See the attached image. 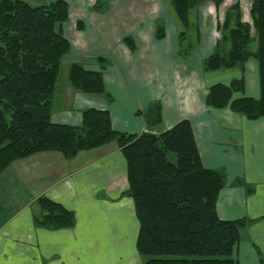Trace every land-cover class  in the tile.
Wrapping results in <instances>:
<instances>
[{
    "label": "crops",
    "instance_id": "crops-1",
    "mask_svg": "<svg viewBox=\"0 0 264 264\" xmlns=\"http://www.w3.org/2000/svg\"><path fill=\"white\" fill-rule=\"evenodd\" d=\"M64 1L69 7L67 23H71L69 32L63 31L70 44L68 66L77 63L99 71L98 58H102L107 96L76 93L63 76L51 121L78 126L82 111L106 110L114 130L140 134L148 130L144 112L155 104L160 105L161 121L155 131L149 129L153 133L189 121L203 167L222 170L227 176L217 198V216L250 221L233 258L237 264H259L264 257V118L250 121L229 108L205 106L210 86L228 85L241 77L243 95L259 96L254 59L242 71H203L202 62L217 40L213 19L220 8L205 3L191 16L198 40L191 55L183 58L179 55V25L172 10L167 13V0L164 11L147 0H110L111 4L108 1L105 8L96 10V0ZM113 12L116 23L107 16ZM157 23L164 26L162 40L154 37ZM126 37L133 40V50L123 42ZM58 155L35 154L0 174V264H140L136 251L139 226L131 199L123 195L126 164L117 147L110 144L83 152L70 161ZM235 179L245 186H234ZM40 197L71 211L74 226L54 232L37 228L33 213Z\"/></svg>",
    "mask_w": 264,
    "mask_h": 264
},
{
    "label": "trees",
    "instance_id": "trees-1",
    "mask_svg": "<svg viewBox=\"0 0 264 264\" xmlns=\"http://www.w3.org/2000/svg\"><path fill=\"white\" fill-rule=\"evenodd\" d=\"M231 1L222 22H217L219 38L202 68L205 73L242 71L245 63L254 59L259 96L243 95L241 77L228 85L210 86L205 106L229 108L254 121L264 118V0H249L248 22L243 21L239 0ZM167 2L179 25V55L186 58L198 40L191 15L205 3L218 10L225 0ZM101 8L96 0L93 9ZM68 18L64 0H0V174L12 163L35 154L57 153L70 161L80 153L114 144L126 164L127 190L123 195L131 199L139 226L136 251L140 264H237L234 249L240 244V230L250 221H226L217 216L216 202L227 176L222 170L203 167L189 121L153 133L149 129L161 121L159 104L154 105L156 112L149 119L153 121L146 122L148 130L140 134L114 130L106 110L82 111L78 126L51 121L62 60L70 54L62 30ZM189 32L194 33L193 44ZM154 37H165L163 25L156 24ZM253 41L255 51L250 50ZM123 42L134 49L130 37ZM98 62L99 71L70 64L63 75L67 85L76 93L106 97L105 64L102 58ZM232 184L245 186L239 179ZM35 206L33 223L37 228L54 232L74 226L73 213L62 205L40 197ZM259 264H264V257Z\"/></svg>",
    "mask_w": 264,
    "mask_h": 264
},
{
    "label": "rangeland",
    "instance_id": "rangeland-1",
    "mask_svg": "<svg viewBox=\"0 0 264 264\" xmlns=\"http://www.w3.org/2000/svg\"><path fill=\"white\" fill-rule=\"evenodd\" d=\"M27 1H29V2H31V3H33V1L32 0H27ZM49 1V0H48ZM50 1H52V0H50ZM108 1H109V3H110V0H100V3H101V6L103 7V8H105L106 7V5L108 4ZM113 1H118V0H113ZM47 2V1H46ZM151 2H154V6L156 7V9L157 10H160L159 8H161V7H163V10L162 11H164V7H165V3H166V0H147V3H151ZM239 2H240V7H241V11H242V14H243V21H246V22H248L250 19H249V8H250V1L249 0H239ZM111 4V3H110ZM233 4V2L231 1V0H225V2L222 4V6L220 7V13L218 14L217 12H215V16H214V19H213V22H214V26L215 25H217V22H222V20H223V15H224V9H227L228 7H230L231 5ZM113 5H115V3H113ZM118 6H119V4H118ZM120 6H121V3H120ZM213 6V5H212ZM168 7V10H167V13L169 12V11H171L172 10V8L171 7H169V6H167ZM166 7V8H167ZM172 13H173V11H172ZM107 16H110V19H113L111 22H114V23H116V21H117V14H116V12H113V14L112 13H110V14H108ZM106 16V17H107ZM191 16H193V15H191ZM109 20V18L107 19V21ZM190 22L192 23V26L195 24L194 22H195V20H193V19H191V17H190ZM69 28V29H68ZM71 29V23L69 24V23H65V24H63L62 25V30L64 31V33H68L69 32V30ZM215 37L218 39L219 38V33L218 32H216L215 33ZM189 38L190 39H188L189 40V42H191L192 44L195 42V40H194V38H193V36H192V32H189ZM188 42V43H189ZM186 45H187V42L186 43H184V45H183V47L185 48L186 47ZM256 48H257V44H256V42H252L251 43V45H250V50H252V51H255L256 50ZM191 55V54H190ZM70 58L69 57H64L63 58V60H62V66H63V68H62V71H61V78L60 79H63V75L65 74V71H66V69L68 68V64H69V62H70V60H69ZM152 112H156V109H155V107H154V105H152V106H150L149 107V109H147V110H145V112H144V118H145V121L146 122H151V121H153V120H149V116L151 115V113ZM159 126V124H155V125H153L152 127H151V129H153V131H155L156 129H157V127ZM58 156H60V155H58ZM62 158V157H61ZM170 159L171 160H174L173 159V157H170ZM227 180V179H226ZM233 183V182H232ZM244 232H246L245 231V229L244 228H242L241 230H240V240H243L244 239ZM263 257V256H262Z\"/></svg>",
    "mask_w": 264,
    "mask_h": 264
}]
</instances>
